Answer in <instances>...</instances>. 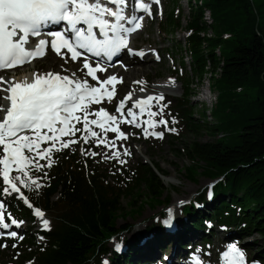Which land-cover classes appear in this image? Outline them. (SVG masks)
<instances>
[{
    "label": "trees",
    "instance_id": "trees-1",
    "mask_svg": "<svg viewBox=\"0 0 264 264\" xmlns=\"http://www.w3.org/2000/svg\"><path fill=\"white\" fill-rule=\"evenodd\" d=\"M173 3L165 12L166 21L159 24L166 35L184 28L182 12L175 8L179 0ZM188 7L187 35L171 50L174 56L182 55L183 50L190 56L189 70L181 60L187 73L181 81L183 101L188 102L195 94L193 88L208 77L216 102L212 121L207 120L204 107L197 110L201 119H194L195 109L185 108L182 100L175 105V113L189 133H206L213 140H194L174 152L190 163L184 169L186 178L214 181L212 198L208 188L196 201L183 206L180 215H172L177 224L174 234L165 232L163 220L168 212L164 210L132 241L120 240V234L128 231L118 225L120 218H134L145 208L169 205L161 178L166 174L154 162H139L124 184L114 186L93 159L81 158L79 149L85 144L80 141L55 152L52 168L44 170L46 177L43 172L30 173L42 186L25 195L33 206L54 213L51 228L26 234L20 241L10 240V245L18 243L21 249L7 261L2 260L4 252L0 250L2 264H102L104 258L109 259L108 264H144L142 258L152 257L156 248L176 240L188 248L189 239L197 237L208 246L216 231L236 232L238 241L255 235L264 240V0H189ZM205 11L212 16L210 25L204 21ZM173 74L176 78L178 72ZM219 135L222 137L215 138ZM141 187L147 190L145 202L139 195L130 203V210H125L123 196L133 197ZM10 209L15 215L36 220L20 202L12 203ZM114 241L116 247H111ZM117 245L124 246L125 252L120 253ZM143 247L153 251L152 255L141 256ZM256 261L264 264L262 254Z\"/></svg>",
    "mask_w": 264,
    "mask_h": 264
},
{
    "label": "snow or ice",
    "instance_id": "snow-or-ice-1",
    "mask_svg": "<svg viewBox=\"0 0 264 264\" xmlns=\"http://www.w3.org/2000/svg\"><path fill=\"white\" fill-rule=\"evenodd\" d=\"M153 3L158 4L159 0H136L134 10L150 16ZM127 7L128 0H0V71L30 64L34 59L43 58L48 49L64 59L65 64L68 63V59L61 49H67L73 62L82 57V67L78 71L84 72L87 69L84 78L77 77L76 72H72L71 76L54 72H34L31 81L26 78L17 82L14 78L8 79L0 75V85H7L0 86V92L7 93L0 96V100L9 101L7 105L0 104V112L4 113L0 118V166H2L0 195L19 194L20 200L29 209H33V204L21 193V186L37 191L42 185L38 178L31 176L30 173L39 171L46 177L47 172H44V169L51 168L54 163L53 151L60 152L70 148L72 144L80 143L81 140L84 144H89L90 137H98V133L91 128L93 125L105 133V138L96 139L97 146L100 144L109 146L106 140L108 132L117 133L120 139H127V135L120 131L119 124L130 123L137 128L141 127V123H137L134 108H139L140 115L145 113L146 108L149 109L147 115L150 119L143 122L148 128L154 129L163 125L165 130L175 131L168 127L169 121L163 118L165 105L160 104L163 96L149 95L140 98L125 113L123 110L126 102L133 95L129 91L124 100L118 101L116 105L115 113H119L120 117L104 107L92 108L93 105H100L105 100L111 104L116 95L115 85L123 83V78L110 75L101 80L96 73H103L107 68L101 67L95 60L90 61V57L99 58L100 61L107 63L125 49L130 56L144 57L143 51L129 47V37L142 27L140 21L143 20V16H126ZM52 26L62 28L58 31H43ZM41 36L53 39H39L34 47L30 46V37ZM93 63L96 64L95 67L92 66ZM87 77H91V81H95L96 84L90 83ZM134 83L143 85L144 82ZM171 83L174 84V81ZM108 85L111 89L106 87ZM140 91H144L143 86ZM154 100L157 102V111L150 110L153 106L151 102ZM125 116L131 117V120L123 119ZM157 116L160 117L158 121L151 119ZM171 122L176 123L175 119ZM77 124H82L83 127L77 128ZM77 132L82 133L79 138L63 139L76 137ZM143 135L145 139L149 136L164 138L163 131L149 132L147 128L143 129ZM45 143L49 146L42 149L41 145ZM111 144L114 145L115 140L111 141ZM81 154L93 157L98 155L83 148ZM129 154L127 151L124 153ZM119 157V153H113V156L108 158L119 160ZM40 160L46 163L40 164ZM12 172L16 174L11 175ZM211 198L210 186L209 199ZM4 209L5 205L0 203V230L10 228L9 223L5 222ZM33 214L42 221V230L49 231L50 222L44 218L45 214L40 209H35ZM8 218L16 228L24 223L13 219L10 213ZM163 224L165 227H172L171 210ZM3 235L5 233L0 231V236ZM6 235L13 239H24L16 231L7 232ZM16 246L15 243L12 245L14 248ZM0 247L7 245L0 244ZM224 256L229 264H246L243 251L235 243L229 245ZM103 264L108 262L104 261Z\"/></svg>",
    "mask_w": 264,
    "mask_h": 264
},
{
    "label": "rangeland",
    "instance_id": "rangeland-1",
    "mask_svg": "<svg viewBox=\"0 0 264 264\" xmlns=\"http://www.w3.org/2000/svg\"><path fill=\"white\" fill-rule=\"evenodd\" d=\"M162 1V10L163 12L160 13V8L157 10L156 14L153 16L152 19H148L146 22L145 28L136 33L134 35L135 41L134 46L137 49L136 51H145L147 50L150 54V56L146 59L145 65H140L138 63L134 64L136 71H140L139 74L133 79L130 84L131 88H128L123 85H118L116 88V95L113 99L111 104H108L105 100L100 106L94 107L93 109H98L100 107L106 108L110 113L116 114L118 117H120L119 113H115V108L120 100H124L126 94L131 91L133 93L132 98L128 100L126 103V108L123 110L125 113L127 112L128 108L133 105V103L138 99V95L141 93H144V95H154V96H160L158 94V87H163L165 85H173L172 88H168V90H175V92L168 91V95H164V99L160 101L161 105H165L164 107V119L169 121L168 127L175 129V131H167L165 130L164 126H158L156 128H148V125L146 123H143L144 121H148L150 118L146 115H137V123H141V127L137 128L134 124L130 123H121L119 124V129L123 133L127 135V139H120L117 136V133L114 132H108L106 134V140L109 142V146L105 147L104 144H100L99 146L96 145V139L105 138V133L100 128H95L91 126L92 130L98 133L97 138H91L89 144H85V147L81 145L79 149V154L82 159H93L95 162V165L103 170L105 174H107V181L110 182V184L116 186L118 183H123L126 179H128L129 171H132L136 168L139 162H144L147 164H150L152 162L158 164L160 168L165 172V176H174L175 180L173 183L168 184L165 182V176H161L163 183L166 187V191L164 196H169L170 203L166 206H158L155 210H152L150 208H145L142 213L139 216H136L134 218L132 217H126V218H120L118 220L119 226H126L128 231H125L124 233L120 234L121 239L120 240H129L132 241L135 237H137L141 232H145L146 228L151 225L152 223H155L158 218L159 214L164 212L169 213V210L172 211V215H180L181 209L183 206H185L187 203L196 201L195 199L202 195V193L206 192L208 188L214 183V181H211L210 179H207L205 177H198L197 182H193L186 178L185 174V167L189 166L190 163L188 160L183 156L181 153H175L174 150H180L184 149L185 145L194 141L198 140L200 142H207L213 140V137L209 134L203 133L201 135H193L187 131V128L184 127V123L181 121V118L175 113V105L178 103V100L183 101V94L185 92V88L181 81H185L187 78L186 70L181 65L182 58L185 59V50L179 53L178 56H174V54L171 52L173 48L178 45L179 43H183L184 39L187 35L186 33V17L189 16V7L188 2L189 0H179L178 6H175V8L178 10V12H182V15L184 17L183 21V29L176 31L173 35H166L163 34L162 30L159 27V24L166 21V10H169V8L174 7L173 0H161ZM211 34V32H210ZM158 57V58H157ZM68 59V63L65 64L64 59H61L60 56H57L56 53H54L51 50H48L47 55L40 59L35 61L33 64L29 66H25L22 69H19L17 71L12 72H0V75L5 76V78L11 79L14 78L17 82L22 81L24 79L30 80L33 78V73H47V72H54V73H60L61 75H69L71 76L72 72L77 73V77L84 78V72L87 71V69L84 70V72L78 71L79 68L82 67V63L79 61L73 62L70 58L66 57ZM187 66V70L190 69V59L187 58L184 60ZM63 66V68H62ZM116 68L122 69L126 66L124 63H116ZM131 67V66H130ZM129 68V67H128ZM66 69V71H65ZM173 72H178V75L176 78L173 76ZM110 75H117L116 73L111 74L110 73H100L99 78L101 80L106 79ZM121 78V77H119ZM90 83L96 84L95 81H91L90 77H87ZM136 81L144 82L143 85L134 83ZM171 81H174V84L171 83ZM196 83V82H195ZM209 80L208 77L205 78L204 82L202 83V86L199 84L196 85L193 89L197 93L194 97L188 100H184L183 104H185V108L188 110H194L195 109V116L194 119H201L200 113L197 112V110H200L204 107V104H201V101L203 99V96H205V93L209 87ZM2 86V85H1ZM141 86H143L144 91H140ZM3 87V86H2ZM134 87H138L137 90H134ZM212 90V89H211ZM2 96L6 95L7 93L2 92ZM211 95L213 96L212 105L216 102L214 91L212 90ZM144 98V97H141ZM210 101H207V103ZM9 101L6 103L5 100H0V104L7 105ZM152 108L151 111H157V102L154 100L152 101ZM206 107V105H205ZM207 110L209 108H206ZM149 109H147L148 111ZM211 110L209 112H206L207 120L212 121V116H210ZM4 115L3 112H0V118H2ZM2 116V117H1ZM92 119H96V117H90ZM123 119L131 120V117H123ZM153 120L158 121L160 119L159 116L151 118ZM175 119L176 123H172L171 121ZM77 128H82V124H77ZM147 128L149 132L155 131V132H164V138L163 139H157L154 136H149L147 139L144 138L143 135V129ZM82 135V133L77 132L76 137H68L64 140L68 139H75L79 138ZM222 135L215 136V138H220ZM115 140V144H111V141ZM82 141V140H81ZM83 143V141H82ZM84 144V143H83ZM41 147L47 148L46 145L42 144ZM81 148L88 150L90 152L98 153L95 157L91 155H82L81 154ZM138 149L139 153L135 150ZM125 151L130 153L129 155H124ZM113 153H119L120 157L119 160L112 158L109 159L108 157H112ZM106 154V155H105ZM55 151L52 153V158L54 159ZM120 161H126V163L121 164ZM40 164H45L46 161L40 160ZM2 168V166H0ZM52 168V167H51ZM51 168H45L44 170H50ZM15 172H12L11 175H15ZM121 177V178H120ZM2 179V176H1ZM40 189V188H39ZM38 189V190H39ZM21 190L24 193H29V190L27 187L21 186ZM32 192V191H31ZM147 192L145 187H141L139 192L135 196H123L121 202L124 206V209L129 211L130 209V203L137 199V196L142 195V201L145 202L146 198L144 197L145 193ZM3 198V204L7 205L8 202V210H5L6 214H11V217L13 219H16L17 221H24V223L19 227L20 235L25 234H31L34 232H38L42 230V221H40L38 218H35L37 220L32 221L29 217H22L21 215H15L11 209L10 205L16 204V202H20L24 205V208H29L19 199V194L12 193L11 195H0ZM56 200V197L53 198ZM183 202V203H181ZM166 207V208H165ZM35 209H40L45 215L44 218L47 219L50 224L49 227L51 228V219L54 218V213L45 211L41 207H33V209H30L34 213ZM34 215V214H33ZM154 216L156 218L154 219ZM12 225L11 223L9 224ZM15 226V225H14ZM17 229V228H13ZM237 233L236 232H230L229 234H225L222 231H216L213 240L210 245L206 246L201 241H198L197 237H194L195 239H189V244L187 252L184 253L183 259H186V261L189 263L188 259L190 260V252H191V246L196 247L197 250H202V254L207 257L206 261L210 264L215 263H222L227 264L229 261L225 258L223 251L229 249V245L235 243L239 249H241L244 253V258L246 264H261V262L256 261L257 258H259V255L263 256L264 258V240L259 236L255 235L252 238H249L245 241H238L237 240ZM7 239H10V237L7 236ZM13 239V238H11ZM39 241H42L43 239H40L38 237ZM18 240V239H16ZM20 241V240H19ZM186 242V243H188ZM10 241L7 240L5 243L7 247H1V251L4 252V257L2 260H8L10 256L14 255V252L19 251L21 248L18 246V243H16V247H12L10 245ZM144 241H142V244ZM178 240L174 241L170 245H165L160 248H156L155 250L161 249V253L169 252L173 247H179L178 250L183 247L179 246ZM188 244V245H189ZM196 246H195V245ZM111 247H116L115 241L111 242ZM124 248V246H122ZM172 247V248H171ZM203 248V249H202ZM181 250V249H180ZM123 251V250H122ZM255 252L254 256L252 255ZM153 251H150L149 249H146L143 247V250H141L140 255H152ZM18 254V253H17ZM164 254V253H163ZM1 255V254H0ZM165 255V254H164ZM161 254L158 258H160ZM249 257V259H248ZM164 258V257H163ZM181 259V258H180ZM179 261L177 259H174V261ZM17 258H13V261H16ZM107 261L109 263L108 258H104L103 262ZM143 263H148L151 261V259H146L144 261V258H142ZM163 261V260H162ZM102 262V264H103ZM0 264L1 260H0ZM13 264H15L13 262ZM30 264V263H27ZM159 264V263H156Z\"/></svg>",
    "mask_w": 264,
    "mask_h": 264
},
{
    "label": "bare ground",
    "instance_id": "bare-ground-1",
    "mask_svg": "<svg viewBox=\"0 0 264 264\" xmlns=\"http://www.w3.org/2000/svg\"><path fill=\"white\" fill-rule=\"evenodd\" d=\"M204 21L207 23V24H212L213 23V19H212V16H211V14H210V11H205V13H204ZM211 35H213V33H211ZM132 49H134V50H137L136 48H135V46H133L132 47ZM144 52V57L143 58H141V57H139V56H133L132 58L131 57H129L128 55H126V54H124V60H122L123 61V63H124V65L126 66L125 68H122V69H117L116 68V66H115V64H113L112 66H110L109 68H108V71H109V73L111 72V74H114V73H116L117 75V77L119 78V77H122L123 78V83H117L116 85H115V87H117L118 85H123V86H126V87H128V88H131L130 87V84L132 83L131 81L133 80V79H135V77L139 74V72L140 71H136V68H135V65L134 64H136V63H138V64H140V65H145L147 62H146V59L150 56V54H149V52L147 51V50H145V51H143ZM217 52V54H219V50H217L216 51ZM131 66V67H130ZM129 67V68H128ZM98 75H99V73H98ZM33 78H31L29 81H31ZM1 86V85H0ZM3 87H7V85H2ZM172 86L173 85H165V86H163V87H158V94L160 95V96H164V95H168L169 93H168V91H170V92H175V90H168V88H172ZM106 87H108L109 89H111V86L109 85V86H106ZM138 89V87H134V90H137ZM3 94H2V92H0V96H2ZM152 96H154V95H152ZM138 97V99H140L141 97H147L146 95H144V93H141L140 95H138L137 96ZM137 99V100H138ZM215 99H216V95H215ZM136 100V101H137ZM135 101V102H136ZM6 103L8 102V101H5ZM127 104V103H126ZM125 108H126V106H125ZM124 108V109H125ZM2 117V116H1ZM138 153H139V151H138V149H135ZM174 180H175V178H174V176H171V175H169V176H165V182L166 183H168V184H171V183H173L174 182ZM21 193H23V191H21ZM27 198V197H26ZM178 244V243H177ZM179 245V244H178ZM172 248V247H171ZM177 248H179V247H173L169 252H167V253H165V252H163V253H161V251L160 250H158L155 254H153L152 255V259H151V262H152V264H156V263H159V264H188V262L186 261V259H183V257H184V255H186V254H184V253H188L187 252V250H185V249H187L186 247H181L179 250L177 249ZM161 254V256H160V258H158L159 257V255ZM164 257V258H163ZM181 258V259H180ZM174 259H177L178 261H179V259H180V261L181 262H178V261H174ZM163 260V261H162ZM191 264V263H190Z\"/></svg>",
    "mask_w": 264,
    "mask_h": 264
}]
</instances>
